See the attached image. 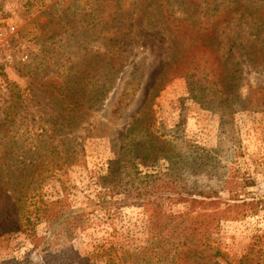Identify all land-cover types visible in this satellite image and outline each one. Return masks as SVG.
<instances>
[{"label": "rangeland", "instance_id": "rangeland-1", "mask_svg": "<svg viewBox=\"0 0 264 264\" xmlns=\"http://www.w3.org/2000/svg\"><path fill=\"white\" fill-rule=\"evenodd\" d=\"M188 1L204 7L212 1L232 7L237 1L229 23L216 27L221 45L230 39L244 47L264 45V25L254 22L256 13L264 18V0ZM161 5L159 0H0V140L15 142L18 157L26 151L30 160L44 161L30 170L29 192L64 198L68 208L54 226L36 221L37 235L52 239L58 231L54 247H65L64 264H107L88 256L112 246L120 257L150 243L158 253L167 247L168 255L191 254L189 263L178 264H264V64H248L235 46L224 71L235 72L236 88L224 95L214 87L201 91L192 82L208 70L199 57L206 54L215 67L220 51L197 42L204 30L191 33L196 45L189 48L187 31L182 35L169 25ZM245 7L251 16L242 13ZM119 15L128 17V30L135 32L125 56L112 58L110 51L117 53L123 44L110 37L115 27L120 32ZM179 45L186 51L173 61ZM119 60L108 91L78 107L86 115L58 127L65 80L83 76L90 89L101 88L93 85L108 77L109 61ZM128 83L124 105L118 99ZM45 141L47 149L36 148ZM118 164L122 172H136V185L144 179L138 189L154 184L160 190L139 197L141 202L111 194L104 177ZM243 200L254 202L256 210L243 216L236 214L243 207H227ZM152 206L158 209L155 221ZM67 219L80 224L66 231ZM206 219L214 222L212 235L188 237L186 227L191 222L201 227ZM44 262L24 234H0V264Z\"/></svg>", "mask_w": 264, "mask_h": 264}, {"label": "trees", "instance_id": "trees-1", "mask_svg": "<svg viewBox=\"0 0 264 264\" xmlns=\"http://www.w3.org/2000/svg\"><path fill=\"white\" fill-rule=\"evenodd\" d=\"M159 1L160 4H162L161 6L163 16L165 20L168 21V24L176 27L178 31L182 33V35H185L187 31V34L189 35V38L187 40H190V42H192L190 43L189 48L193 47V44L196 45V43H194L196 41V37H194L191 33H198L199 31L204 30L206 32L202 33L201 38L197 42L201 41V46L206 50H213L217 54L220 51V58L217 59V64L215 67L208 63L205 57L206 54H203L204 56L199 57V60L201 61L200 66H207L208 70L206 72H203L202 75L198 76V79L192 82H194V86L196 85V83H199V89L201 91L205 92L206 89L214 87L222 95H224L228 92H232L234 90V87L236 88L237 83L234 82L237 79L235 72L229 71L228 69H225L224 71L226 62L234 56L233 47L235 46H238L242 49V53L245 56L244 60L247 61L248 64L252 66L264 64V45H261L260 47H252L250 44L245 45L244 47V45H236V42L233 39H230L227 46H222V41L218 40V35H216V27L221 22H227V24L229 23L232 18L230 16V13L236 12L239 7L238 4H236L235 6V2L237 1H231L234 7L225 6L222 2H219L218 4V1H212L208 4L209 7H204L201 6V3L195 4L194 2L188 0ZM207 2L208 1H205V3ZM260 7L264 9V6L260 5ZM209 8H211L212 10ZM203 9L207 10L203 11ZM219 9L221 10L220 15L217 14V10ZM175 11H181L182 14H178V16H176ZM246 11L249 13V16H251V14L253 13L252 9L250 10L249 7H245L242 13H245ZM262 13H264V11H262ZM261 16L262 15L258 13H256V15L254 16V22L257 23L258 27L259 25H264V18H262ZM118 17L120 21L119 23L122 24V27H120V32H118L114 24L115 30H112L110 37L112 38L111 40L115 43H119L120 41L123 42V44H118L117 53L110 51V57L112 58H116L118 56H121V58H123V56H125L123 55L124 48L125 46H130V39L133 32H135V29L128 30V26L130 25V23L127 22L128 17H125L124 15H119ZM257 20L259 21V25ZM112 21L113 19L112 17H110L109 22ZM135 24L136 23H134V25ZM179 40L181 39H179L178 37L176 41H173L174 44L178 45ZM179 46L177 48V51L173 55V61H177L180 54L183 53V51H186L184 48H181V46ZM120 47L121 50L118 52ZM221 58H223L222 62ZM194 60L197 61L198 58ZM198 64H200V62H197V64L194 65V69L197 70V67H199ZM107 65L109 69L108 77L104 79V81L100 84L98 83V85H93L101 86V88L97 87L90 89L88 87L90 86L88 80L83 76H76L74 78L65 80V82L62 84V95L60 97V104H62L63 107L60 110L61 113L59 115H61V117L58 118V127L65 126L75 121L79 116L82 117L86 115L87 113L85 111H81L78 107L91 105L94 101L100 99L108 91V86L112 85L115 81L114 76L118 71V65H122V61H109ZM100 68L101 64L98 63L95 69L98 70ZM204 81L206 82V84H204ZM128 85L129 83L126 84L122 89L121 98L118 99V101H122L124 105L128 103V101L126 102V100H124ZM228 99V96L223 99L224 102H227L226 105H228L229 103ZM78 109L80 110V112L78 111ZM4 130H6V128H4ZM14 143L15 142L10 143L6 140H0V234L14 231L20 232L24 234L25 238L28 239L30 243H32L33 248H40V256L42 255L45 260L44 264H64L66 255L65 247L60 245H58V248L54 247V244L57 243L58 231L55 230L53 232L52 239H50V237H40L37 235L35 223L36 221L38 222L39 220L43 219L48 223L53 224L54 226L57 220L62 218L64 212L68 210V208L66 207V201L64 198H58L55 200L44 199L43 196L34 189L29 192L30 181L27 180V177L30 174V170H32L33 168H38L39 165H41L39 164V162L44 161H37V159L30 160L29 158H27L29 156H26V151H24L22 157H18L16 152L13 151L16 150ZM46 144V141L38 143V146L36 148L40 147L42 149H47ZM51 147V149H54L53 146ZM31 148H33L32 144L28 150H31ZM132 150L133 148L129 147V149L126 151L129 153ZM122 155H120L121 158H123ZM125 159L126 161L130 162V159ZM118 165L119 166L116 167L111 166L109 168L108 175L104 177V181H106V184H108V191L111 194L121 192L124 194V196L128 195L132 198L138 199V202H141L139 201V197L148 195V193L153 194L160 190L159 187L155 186L154 184H151V187L148 188L138 189L140 182L144 179H139V182L136 185L135 183L138 179L136 177V172L134 171L135 175H133L132 172H122L120 170L122 164ZM171 168L170 169L173 170V165ZM147 182L151 183V180L149 179L147 180ZM16 192H18L17 196L14 195V193ZM187 200L191 203H194L196 201H203V199L200 200L190 198H188ZM234 200L239 201L238 198H235ZM9 203H11V205H9ZM148 203L151 206V203ZM148 203L142 202V204L144 205H147ZM152 205L156 206V203L152 202ZM230 206L243 207V209H241L240 211H236V214L241 213L243 216L256 210V205L254 206V202H246L244 200L242 202H234L233 204L227 205V207ZM10 209H13L12 213L16 214L14 219L13 217H10ZM152 210L154 211L152 213V221H155L154 214L156 212L155 210L158 209L152 206ZM226 211L227 209H223L220 210L219 213L224 216V213H226ZM79 222L80 221H71V219H67V226L65 230H71L70 228L77 226L78 224H80ZM213 223L214 222L212 220L206 219L201 227H197L195 225V222H191V225L186 227L188 237H191L194 234H201L202 236H205V239H208V237L212 235ZM152 245L153 244L150 243V245L143 248L144 250L136 251L135 253H120V257H118L115 248L109 246L108 248H104L103 251H96L95 253H92L90 256H88V258H95V256H97L98 258H102L107 264H169L170 262L172 264H178L180 260H184L185 262L189 263L190 258L192 257L191 254L186 251L168 255L170 253V249L167 247H165L162 252L158 253L157 251H153L152 248L154 246ZM112 251H114L115 253L113 254ZM135 258L139 259L134 260Z\"/></svg>", "mask_w": 264, "mask_h": 264}]
</instances>
